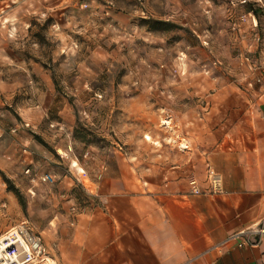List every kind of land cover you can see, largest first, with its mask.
<instances>
[{"label":"rangeland","instance_id":"rangeland-1","mask_svg":"<svg viewBox=\"0 0 264 264\" xmlns=\"http://www.w3.org/2000/svg\"><path fill=\"white\" fill-rule=\"evenodd\" d=\"M261 2L0 0V235L25 223L59 264L97 203L77 177L138 172L147 187L185 141L209 156L194 137L216 138L225 108L264 86Z\"/></svg>","mask_w":264,"mask_h":264},{"label":"crops","instance_id":"crops-1","mask_svg":"<svg viewBox=\"0 0 264 264\" xmlns=\"http://www.w3.org/2000/svg\"><path fill=\"white\" fill-rule=\"evenodd\" d=\"M240 98L241 107H226L212 127L216 138L194 137L195 147L214 148L209 156L186 151L190 141L164 152L151 178L158 183L149 181L151 169L147 187L138 185V172H100L97 183L85 172L89 184L77 177L97 203L73 219L59 264H264V240L243 249L226 243L264 220V86ZM209 168L222 175L223 193H209ZM194 179L205 194H191Z\"/></svg>","mask_w":264,"mask_h":264},{"label":"built area","instance_id":"built-area-1","mask_svg":"<svg viewBox=\"0 0 264 264\" xmlns=\"http://www.w3.org/2000/svg\"><path fill=\"white\" fill-rule=\"evenodd\" d=\"M259 7L264 12V2ZM253 18V23L257 26L255 14H249ZM28 165L33 164L34 158L31 152L25 148ZM26 174L32 181H39L45 184L55 182L51 174H34L31 168L26 170ZM207 181L210 194H221L224 192L223 177L215 169L209 168ZM190 192L194 196L205 194L197 180L190 181ZM264 240V220L238 232L228 238L227 242L234 241L237 248L256 247ZM46 257V248L41 236L34 234L27 224L22 223L11 228L0 235V264H49Z\"/></svg>","mask_w":264,"mask_h":264},{"label":"bare ground","instance_id":"bare-ground-1","mask_svg":"<svg viewBox=\"0 0 264 264\" xmlns=\"http://www.w3.org/2000/svg\"><path fill=\"white\" fill-rule=\"evenodd\" d=\"M47 261L49 264H55V263H52V261L50 260V258L46 257Z\"/></svg>","mask_w":264,"mask_h":264},{"label":"trees","instance_id":"trees-1","mask_svg":"<svg viewBox=\"0 0 264 264\" xmlns=\"http://www.w3.org/2000/svg\"><path fill=\"white\" fill-rule=\"evenodd\" d=\"M252 12L256 15V11L255 10H253ZM14 192L17 194V191H14Z\"/></svg>","mask_w":264,"mask_h":264}]
</instances>
